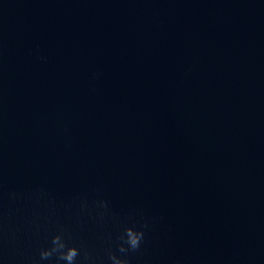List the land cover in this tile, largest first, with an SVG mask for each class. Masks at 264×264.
I'll return each mask as SVG.
<instances>
[{
	"label": "water",
	"instance_id": "1",
	"mask_svg": "<svg viewBox=\"0 0 264 264\" xmlns=\"http://www.w3.org/2000/svg\"><path fill=\"white\" fill-rule=\"evenodd\" d=\"M133 221L130 264H264V0H0V264Z\"/></svg>",
	"mask_w": 264,
	"mask_h": 264
},
{
	"label": "clouds",
	"instance_id": "2",
	"mask_svg": "<svg viewBox=\"0 0 264 264\" xmlns=\"http://www.w3.org/2000/svg\"><path fill=\"white\" fill-rule=\"evenodd\" d=\"M98 74H94V78ZM100 207L107 209V203L101 201ZM147 222L132 223L123 227L117 237L115 250L107 249L109 264H130L129 255L141 253L142 245L145 242ZM119 253V255L117 254ZM81 255V249L67 242L65 233L61 230L51 237L50 246L41 248L39 259L41 262L48 261L49 264H77V257ZM91 254L84 252V260L91 261Z\"/></svg>",
	"mask_w": 264,
	"mask_h": 264
}]
</instances>
